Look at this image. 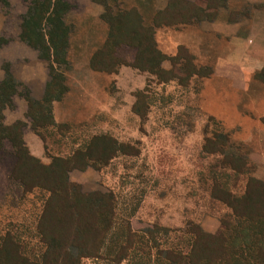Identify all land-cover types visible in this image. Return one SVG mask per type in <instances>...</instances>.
I'll return each mask as SVG.
<instances>
[{
	"label": "rangeland",
	"instance_id": "1",
	"mask_svg": "<svg viewBox=\"0 0 264 264\" xmlns=\"http://www.w3.org/2000/svg\"><path fill=\"white\" fill-rule=\"evenodd\" d=\"M69 3L73 9L68 23L75 33L69 67L60 69L68 91L57 116L53 105L56 126L35 131L22 96H16L13 107L4 112L6 126L25 124L22 133L27 149L47 171L33 168L24 153L17 158L8 142L0 151V264L50 263L45 255L52 243L54 249L60 247L56 255L66 251L74 264H117L104 244L94 258L80 257V241L110 221L117 224L119 235L130 225L139 238L148 241L143 251L147 256L138 254L136 264H169L170 250L185 254L197 231L214 244L228 238L227 244L236 245L239 264H264V222L253 225L236 219L229 203L228 193L236 199L243 197L246 176L233 173L225 157L213 154L223 141L216 134H227L236 144L246 134L240 135L202 107L198 79L163 84L159 79L166 75H148L145 80L128 76L125 89L113 77L93 75L82 68L90 52L101 47L97 39L104 30L90 20L87 8ZM28 7L25 0H8V5L0 1V35L11 41L0 48V82L5 77L4 65L10 64L18 82L30 90L34 100L41 101L44 96L37 99L36 95L43 93L45 82H51L50 63L19 39ZM177 68L174 71L179 72ZM135 80H141L142 89L130 91ZM56 83L61 85L60 80ZM18 91L24 93L22 88ZM101 136L104 142L94 140ZM91 143L94 161L85 170L68 173L69 182L81 195H90L92 203V210L85 202L77 205L75 211L88 217L87 223L81 221L85 230H77L72 219L77 213L69 211L73 204L57 198L46 209L49 193L42 189L29 192L17 178L29 176L31 182L34 177H53L59 169L49 167L56 158L75 159L78 150L85 151ZM239 145L244 153L252 150L249 144ZM133 253H128V259Z\"/></svg>",
	"mask_w": 264,
	"mask_h": 264
},
{
	"label": "trees",
	"instance_id": "2",
	"mask_svg": "<svg viewBox=\"0 0 264 264\" xmlns=\"http://www.w3.org/2000/svg\"><path fill=\"white\" fill-rule=\"evenodd\" d=\"M0 1L4 5H8V0ZM25 1L29 3V7L20 25L19 39L22 43L37 51L41 60L50 63L51 82L47 84L43 100L36 101L32 98L30 90L24 84L18 82L11 70V65H4L5 77L0 82V151L3 149L4 144L8 142L11 144L17 158H20V155L24 153V156L32 162L33 168L45 169L46 166L33 157L27 149L22 133V128H24L25 124L20 121L11 126H6L4 124V112L6 109L13 107L16 96H22L28 103V116L32 120L35 131L39 132L45 127L56 126L52 117L53 105L56 102H60L68 91V87L63 82L66 79L65 74L60 69L61 66H66L67 69L69 67V50L75 29L68 23V17L73 6L65 0ZM181 1L170 0L169 4L172 8H175ZM94 2L104 6L105 11L101 19L108 27L106 40L101 47L95 50L90 59L91 67L96 71L109 74L117 73L120 67L130 65L122 54V51L128 50L134 53L132 67L142 72H148L158 78L166 75V78L162 76L163 78L160 77L159 79L163 83L177 80L180 82L189 81L194 76H205L201 73L203 70H198L195 64V57L188 50L181 48L176 57L169 58L158 48L155 38L156 31L162 26L171 24L166 20V12L159 14L153 24L148 26L144 23L137 10L126 9L117 0H114L113 3H110V0H94ZM10 42V39L0 35V48ZM168 61L172 64L171 70L163 68V64ZM176 68L179 72L174 71ZM257 78L264 83V69L258 74ZM55 80H60L61 85L58 86ZM52 85L56 87L51 88ZM18 88H22L24 93L21 94ZM51 90L56 94L54 97H51L53 94ZM215 136L217 139L219 137L222 138L223 141L219 142L221 147L215 150L213 154H220L225 157L226 165L230 166L232 172L244 174L247 180L245 193L242 198L236 199L232 193H228V196L231 197L229 203L234 212L233 216L253 225L263 223L264 181L254 177L256 168L249 162L248 152L244 153L242 147L232 142L227 134H219V136L216 134ZM217 139L215 138V140ZM94 140L104 142L105 137H96ZM93 146L94 143H91L85 151L78 150L75 154V159L66 161L56 158L49 167L59 169V172L53 174L54 178L43 179L42 177H34L31 182L29 176L27 178L25 176L17 178L21 180L29 192L34 189H42L49 193L46 209L57 198L66 199L68 204H73L70 205L71 209L69 211L73 212L72 215L77 213L72 218L73 222L79 226L77 230H85V228H81V221H85L88 218L83 216L79 210L78 212L75 211L77 205L85 202L92 210V203L90 195H81L78 193L77 186L69 182L68 173L74 169L85 170L90 166L91 162L94 161L92 158ZM64 165H66L65 169ZM97 207L95 208L97 209ZM87 211L89 212V210ZM104 213L102 212V214ZM107 214L108 218L113 216L112 210H109ZM85 222L87 223V221ZM262 225L264 226V223ZM116 227L117 224L114 221H110L107 226H104V229L96 228L97 231L90 233L89 239L85 242L80 241V244L83 245L80 248L82 252L80 257L94 258L98 254L101 245L112 249L110 250L109 248L107 255H114L112 262L117 264H121L123 260H128V264H136L134 260L137 259L135 257L138 254L143 253L147 256L143 251L147 248L148 241L139 238L130 225L126 227L124 235H119ZM41 235H44V232ZM227 240L228 238L218 244H214L212 241H208L206 234L201 231L194 232L190 240V249L185 254L170 250L167 261L169 264L241 263L240 260H237L236 245L234 243L227 244ZM54 245L55 243L50 244L49 253L45 255L46 259L51 260V262L47 263L44 260L43 264H74L66 251L56 255V251L60 247L54 249ZM75 245H77V242ZM129 252L134 253L130 254L128 259Z\"/></svg>",
	"mask_w": 264,
	"mask_h": 264
},
{
	"label": "crops",
	"instance_id": "3",
	"mask_svg": "<svg viewBox=\"0 0 264 264\" xmlns=\"http://www.w3.org/2000/svg\"><path fill=\"white\" fill-rule=\"evenodd\" d=\"M67 1L87 8L90 20L104 30L97 39L103 44L108 32L101 19L104 6L94 0ZM118 1L126 9L137 10L148 26L159 14L167 13L166 20L171 24L156 31L158 48L169 58L184 48L195 57L198 70H208L202 73L205 76L192 78L200 80L202 107L211 116L223 118L240 135L246 134L239 144H249L252 150L247 157L257 168L254 177L264 181V83L257 78L264 69V0H182L175 8L170 6V0ZM95 50L88 61L81 63L93 75L113 77L125 89L128 76L145 80L150 75L132 67L134 53L128 50V56L123 58L130 65L120 67L117 73L96 71L90 64ZM163 68L169 70L172 64L165 62ZM47 83L37 99L43 98ZM137 89H142L141 80H135L130 91ZM54 105L57 116L61 101Z\"/></svg>",
	"mask_w": 264,
	"mask_h": 264
}]
</instances>
